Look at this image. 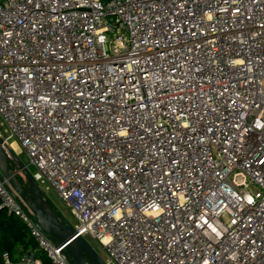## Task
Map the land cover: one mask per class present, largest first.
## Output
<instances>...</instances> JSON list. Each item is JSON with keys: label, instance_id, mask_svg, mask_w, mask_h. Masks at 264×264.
<instances>
[{"label": "built area", "instance_id": "1", "mask_svg": "<svg viewBox=\"0 0 264 264\" xmlns=\"http://www.w3.org/2000/svg\"><path fill=\"white\" fill-rule=\"evenodd\" d=\"M0 137L106 264H264V0H0Z\"/></svg>", "mask_w": 264, "mask_h": 264}, {"label": "water", "instance_id": "2", "mask_svg": "<svg viewBox=\"0 0 264 264\" xmlns=\"http://www.w3.org/2000/svg\"><path fill=\"white\" fill-rule=\"evenodd\" d=\"M0 178L29 214L38 229L55 245L63 246L62 254L69 264H106L98 251L86 240L77 237L73 228L50 203L37 186L28 166L0 137ZM0 210H4L0 207Z\"/></svg>", "mask_w": 264, "mask_h": 264}, {"label": "trees", "instance_id": "3", "mask_svg": "<svg viewBox=\"0 0 264 264\" xmlns=\"http://www.w3.org/2000/svg\"><path fill=\"white\" fill-rule=\"evenodd\" d=\"M36 246L26 227L15 217L9 216L5 210H0V264H5V254L11 263H18L22 252L35 250ZM38 256L45 259L42 253Z\"/></svg>", "mask_w": 264, "mask_h": 264}, {"label": "rangeland", "instance_id": "4", "mask_svg": "<svg viewBox=\"0 0 264 264\" xmlns=\"http://www.w3.org/2000/svg\"><path fill=\"white\" fill-rule=\"evenodd\" d=\"M14 146H16L19 149V153L15 152L14 153L16 155H18V157L20 158V160L25 164L28 165V160L27 157L25 155H23V153L21 152V149L14 144ZM12 146V148L14 147ZM10 147V146H9ZM11 148V147H10ZM15 148V147H14ZM30 172H34L35 169L30 166L29 168ZM41 191L47 196L48 200L50 201V203L57 209V211L65 218L66 222L69 225H73L74 223V218L71 215L70 210L68 209V207L63 203V201L59 198L58 194L53 191V190H47L45 186H41ZM88 241L90 242V244L99 252L100 255H102V257L104 259H106V254L105 252L101 249V247L97 244V242H95L94 240L88 239Z\"/></svg>", "mask_w": 264, "mask_h": 264}, {"label": "bare ground", "instance_id": "5", "mask_svg": "<svg viewBox=\"0 0 264 264\" xmlns=\"http://www.w3.org/2000/svg\"><path fill=\"white\" fill-rule=\"evenodd\" d=\"M14 144H15V143H13V144L11 145V149H12V151L14 150L15 152H18V153H19V149H18L16 146H14ZM16 144H17V143H16ZM16 144H15V145H16ZM12 146H14L15 148H14V147L12 148Z\"/></svg>", "mask_w": 264, "mask_h": 264}, {"label": "crops", "instance_id": "6", "mask_svg": "<svg viewBox=\"0 0 264 264\" xmlns=\"http://www.w3.org/2000/svg\"><path fill=\"white\" fill-rule=\"evenodd\" d=\"M16 144V143H15ZM17 145V144H16ZM18 146V145H17ZM19 147V146H18Z\"/></svg>", "mask_w": 264, "mask_h": 264}]
</instances>
